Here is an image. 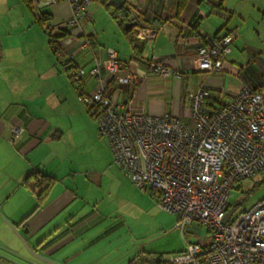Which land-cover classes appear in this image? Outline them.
Returning <instances> with one entry per match:
<instances>
[{
	"label": "crops",
	"instance_id": "1",
	"mask_svg": "<svg viewBox=\"0 0 264 264\" xmlns=\"http://www.w3.org/2000/svg\"><path fill=\"white\" fill-rule=\"evenodd\" d=\"M91 3L92 23L82 20L64 31L60 25L73 13L68 0L41 10H32L26 0H0V248L25 256L4 214L21 230L28 229L24 235L30 246L61 264H129L136 256L138 260L136 252L143 248L146 232L153 237L175 232V220L164 215L165 221L156 219V230L148 231V211L156 208L154 191L136 186L114 162L109 141L99 135L89 106L85 114L90 135L84 141L76 137L75 126L84 114L82 105L66 111L51 106L67 100L73 86L68 71L57 68L49 33L35 28L36 11L49 14L51 32L71 68L91 66L104 47L114 49L139 72L148 70L146 60L153 54L166 66L184 71L185 77L176 78L136 70L139 81L122 85L118 96L119 102L133 99L156 115L180 116L190 106L187 92L202 83L229 92L238 91L245 82L258 83L264 74V0H222L221 9L214 0H189L181 12L177 0H129L135 21L136 17L144 23L155 20L158 32L153 49L142 40L135 46L100 0ZM195 22L212 35L241 31L222 73L196 69L195 45L190 37H183V31L192 32ZM83 34L94 39L86 49L78 48ZM249 38L254 41L248 43ZM59 84L61 92L52 94ZM83 85L93 91L99 80L85 77ZM231 98L227 94L218 103ZM11 124L23 127L15 141ZM35 169L55 179L40 204L41 186L25 181ZM185 246L166 248L173 252ZM35 258L26 260L49 264ZM160 260L157 264L163 263Z\"/></svg>",
	"mask_w": 264,
	"mask_h": 264
},
{
	"label": "built area",
	"instance_id": "2",
	"mask_svg": "<svg viewBox=\"0 0 264 264\" xmlns=\"http://www.w3.org/2000/svg\"><path fill=\"white\" fill-rule=\"evenodd\" d=\"M59 1L33 0L38 8ZM68 1L73 13L60 28L91 19L92 0ZM136 31L153 49L157 28L139 25ZM189 32L183 31V37H190L195 45L196 69L222 73L238 30L218 36L197 26ZM78 43L80 49L92 44L86 34ZM146 61L154 74L186 76L154 54ZM74 75L78 99L91 106L114 162L137 186L154 191L158 205L177 216L176 226L184 237L188 225L207 227L199 240H186L183 250L162 254L164 264H264V198L237 214L235 207L227 219L231 189L264 170V74L258 83L245 82L236 92L202 83L187 92L190 106L180 116L153 114L133 99L119 102L122 84H136L139 75L112 48H101L94 63L79 66ZM84 77L98 78V87L86 92ZM230 93L231 100L218 103ZM10 128L15 141L23 127L11 124Z\"/></svg>",
	"mask_w": 264,
	"mask_h": 264
},
{
	"label": "rangeland",
	"instance_id": "3",
	"mask_svg": "<svg viewBox=\"0 0 264 264\" xmlns=\"http://www.w3.org/2000/svg\"><path fill=\"white\" fill-rule=\"evenodd\" d=\"M92 4V3H91ZM106 10V9H105ZM89 24L92 23V20H88L87 21ZM42 25L37 22L36 23V30H39L42 32V34H45V31L48 32V30H46L47 27H49V22L46 24V28L41 27ZM35 29L33 28V31ZM239 32V35L241 34L240 30L237 29ZM47 34V33H46ZM45 37V35H43ZM239 37V36H238ZM46 38V37H45ZM49 39V38H48ZM248 43L253 42L254 40H252L251 38H249ZM235 46V44H234ZM233 46V49L236 47ZM39 48H41V45L37 46ZM55 57V61L57 63V68L58 70H60L59 72H66V59L63 56V54L57 53L56 55L54 54ZM79 66H83L82 64L78 65L75 69L74 68H69L68 70V75L70 76L69 78H71L72 80V86L73 88L69 89L70 90V94L69 98L67 100L63 99L62 101H58V103H54L51 106H54V110H62V111H66V107L71 108V109H77V105L81 104L82 108H84L83 112L85 114V112H87V103L82 102L78 99V89H77V82L73 79V73L74 71H76V69ZM88 68V66H86ZM66 70V71H65ZM138 73H142V75H147V76H151V74H153L152 72H149L147 70V67L145 69V72H139L141 70L137 69ZM163 77V76H162ZM124 85V84H122ZM169 85V83L167 84ZM171 85V84H170ZM86 92H90L89 90L86 89V86L84 85L83 87ZM61 85L59 84V86H56L54 88H52L51 92L52 94L54 93V95H58L61 92ZM154 89H159V87H154ZM64 91L68 94V92L66 91V88L64 89ZM56 100V99H55ZM52 109V110H53ZM83 116H79L77 118V120H75V123L77 125L76 126V137L79 138V140H87L89 137V120L87 119L86 114ZM95 116V114H94ZM95 119L97 120L96 116ZM98 122V120H97ZM99 124V122H98ZM88 129V131H87ZM86 131H87V135H86ZM98 132L100 136H103L100 132V126L98 125ZM105 137V136H103ZM83 147V146H82ZM132 181V179H131ZM133 182V181H132ZM137 186V185H136ZM139 187V186H138ZM140 188V187H139ZM264 198V170L259 172L258 174L252 176V177H248V178H244L242 179L240 182H238L230 191V203L232 205L236 204V210L234 214H237L240 211H243L249 207H251L255 202H257L260 199ZM156 204V208L148 211V216L146 217V222L148 225V231L149 229L152 228V230H156V227L158 226L156 219L159 221H165V217L169 216L170 219H174L175 222L173 225H175V232L172 231H168L166 232V234L160 235V236H151L149 234V232H146L149 236H147V238L145 239V241L142 243L143 248H140L136 254H139V258L137 260L136 264H157V260H159V258L161 257L162 254H164L165 252L169 251L167 249H171V248H166V247H175L176 248H180L182 247L184 244H186V240L189 241H196L199 240L200 236H204L207 233V227L205 226H201L198 224H191L188 225L186 228V235L185 237L182 235L181 230L176 226L177 223V216L172 213L169 212L163 208H161L158 203L157 200L155 202ZM13 230V229H12ZM19 244L23 247V251L25 253V256H18L15 253H11L9 250H5L3 248H0V252L3 254V258L0 257V264H28V260H26L27 258L33 259V255L28 251L26 244L23 242L22 239H20L16 232L13 230ZM27 240V239H26ZM170 241V243H169ZM28 242V241H27ZM143 249V250H142ZM163 252V253H162ZM175 252V251H173ZM36 260V258H35ZM40 261V260H39Z\"/></svg>",
	"mask_w": 264,
	"mask_h": 264
},
{
	"label": "trees",
	"instance_id": "4",
	"mask_svg": "<svg viewBox=\"0 0 264 264\" xmlns=\"http://www.w3.org/2000/svg\"><path fill=\"white\" fill-rule=\"evenodd\" d=\"M100 1L105 5V7L108 10H110L112 17L116 21L119 22V24L121 25L122 29L129 35L130 40L133 42V44L135 46H137L138 42L141 40L136 35L137 26H139V25H152V26H155L158 29L157 25L154 24L155 20L152 21V22L150 21L149 23H144V22H142L139 19V17L135 18L136 19V24L135 25L126 27V23L127 22L135 21L131 17L132 16V7H131V5L129 3V0H126L125 4L123 6H121V7L116 5V4H114V3H112L111 0H100ZM188 1L189 0H177V5H178V11L179 12H181L184 9V7L187 5ZM221 2H222V0H219L218 2H215V7L218 8V9H221V7H220L221 6ZM26 3L32 10L33 9L34 10L35 9L36 10H39V9L41 10V9L45 8V7L38 8L34 4L33 0H26ZM36 16H37L38 22L43 27L46 28V24L50 20L49 14L48 13H42V12L40 13L39 11L38 12L36 11ZM194 26L197 27V22L194 23ZM46 30H48V33L50 35V44H51V48H52L53 52L54 53H59L60 52V48H59V45L57 44V38H56L55 35L52 34L51 25L50 24H49V27L46 28ZM63 30L64 31H68V30H70V27H65ZM88 36L91 38V42L93 44V41H94L93 37L91 35H89V34H88ZM65 68H66L67 71L69 70V68H71L70 62L66 63ZM73 79L75 81H77L76 78H75L74 73H73ZM88 106H89V110L92 112L91 106L90 105H88ZM25 181H26V184H28L30 186H33L34 184L41 186L40 192L38 193V200H39V204H40L44 200L46 194L49 192L50 188L52 187L53 183L55 182V179H54V177H52V176H50L48 174L42 173L39 169H35V170H33L32 172H30L27 175ZM230 206H232V204H230ZM137 257L138 256L134 257L129 262V264H136ZM160 263H162V262H160ZM162 264H164V263H162Z\"/></svg>",
	"mask_w": 264,
	"mask_h": 264
},
{
	"label": "water",
	"instance_id": "5",
	"mask_svg": "<svg viewBox=\"0 0 264 264\" xmlns=\"http://www.w3.org/2000/svg\"><path fill=\"white\" fill-rule=\"evenodd\" d=\"M112 3L118 5V6H123L126 2V0H111ZM136 24V21H129L126 23V27H129V26H132V25H135ZM236 207V204L232 205L230 210H229V213H228V216H227V219L231 216L233 210L235 209ZM3 218L8 222V224L11 226V228L16 232L17 236L23 240V242L26 244L27 246V249L28 251L36 258L42 260V261H45V262H48L49 264H61L59 262H57L56 260L50 258L49 256L43 254V253H39L35 248H33L32 246H30L26 240V236L24 235V233L26 231H28V229H24V230H21L20 229V226L18 224H16L12 219H10L8 216L2 214Z\"/></svg>",
	"mask_w": 264,
	"mask_h": 264
}]
</instances>
